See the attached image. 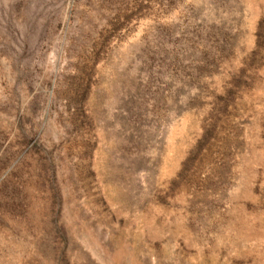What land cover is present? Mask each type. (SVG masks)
I'll return each instance as SVG.
<instances>
[{"label": "rangeland", "instance_id": "374dc122", "mask_svg": "<svg viewBox=\"0 0 264 264\" xmlns=\"http://www.w3.org/2000/svg\"><path fill=\"white\" fill-rule=\"evenodd\" d=\"M0 264H264V0H0Z\"/></svg>", "mask_w": 264, "mask_h": 264}]
</instances>
